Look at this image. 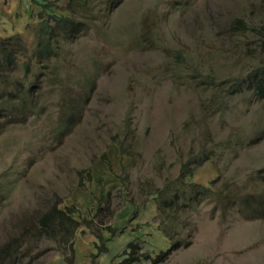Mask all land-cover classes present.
<instances>
[{
  "label": "rangeland",
  "instance_id": "rangeland-1",
  "mask_svg": "<svg viewBox=\"0 0 264 264\" xmlns=\"http://www.w3.org/2000/svg\"><path fill=\"white\" fill-rule=\"evenodd\" d=\"M13 1L31 17L8 16L9 27L0 19V34L20 35L29 51L48 13L41 4L64 13L67 3L30 0V11ZM96 11L80 33H65L35 112L0 115V247L19 240L24 263L122 264L135 240L154 257L167 250L157 264H264V214L247 211L264 207V99L248 83L264 64L254 29L264 0H122L108 17ZM237 17L249 27L235 29ZM11 74L30 75L20 66ZM189 160L194 175L181 179ZM179 179L168 195L193 183L210 190L193 203L183 194L187 220L167 238L159 226L171 211L155 192ZM52 206L81 221L73 247L38 234L36 219Z\"/></svg>",
  "mask_w": 264,
  "mask_h": 264
},
{
  "label": "trees",
  "instance_id": "trees-1",
  "mask_svg": "<svg viewBox=\"0 0 264 264\" xmlns=\"http://www.w3.org/2000/svg\"><path fill=\"white\" fill-rule=\"evenodd\" d=\"M23 2L28 8L31 6L30 4H32L30 0H23ZM121 3L122 0H67L64 13H59V11L50 8L51 4H41V8L44 6L45 11L48 13L44 16L45 12H41L40 20L35 22L38 23L35 26L36 42L30 51L27 47L25 48L26 44L20 35L3 37L0 34V115L8 120L15 115L19 118L29 112H35L32 110L39 105V94L42 83L46 81L54 82L55 80L54 77L56 76L58 66L52 63V59L58 57L62 58L66 52L65 40L68 39V36H66L65 33H80L83 29L87 28L89 22L84 19V17H87L86 13L92 15V11L97 8L95 18L108 17ZM35 4L39 5V3ZM260 8L263 7L260 6ZM50 10L52 13H50ZM2 11L4 12V7ZM13 16L20 19L22 17L20 9L17 12H13ZM103 21L106 22L105 20ZM255 21L259 22L260 25L254 29H256L258 33V37L264 49V13L259 20ZM235 23V29H239L248 28L251 22L244 17H237ZM31 24H28L27 27ZM200 31L204 32L205 30ZM24 59L26 63L23 62ZM34 63H38V66L34 67ZM17 66H20L21 69L24 67L25 72L30 75L13 78L11 72L14 71ZM45 66L48 67V70ZM169 69L171 73L175 74L172 66H170ZM205 83L213 85L218 83V79L208 76ZM248 83L249 89L256 94L258 98L264 99V64L256 66L255 69L251 71L248 76ZM222 85L226 86L225 82H223ZM230 87H234V89L239 92L241 84H230L229 88ZM224 92L226 91L222 93ZM113 143L115 144L116 142L114 141ZM190 162L191 160L183 164L181 179L185 177L188 171L191 176L194 175V168L190 166ZM261 175L264 180V168L261 170ZM180 182L181 180L179 179L175 181L174 184L167 183L164 188L158 189L161 194L159 191L155 192L161 210L168 209L175 213H165L166 218L170 220L169 224H165L167 228L159 226V229L167 238H172L170 234L171 229L182 225L178 217L181 215L183 219H186L184 216V207L181 205V200L183 198L185 199L183 194H187L191 199L189 203H193L195 200L205 197L204 192L210 190V187L205 186H202L201 189H197L198 186L193 183L189 189H186L184 186H178L173 194L168 195L166 193V190L168 191L172 185H176ZM247 211L252 213L259 211L264 214V207L260 209L257 206L249 205ZM36 223L39 225L40 232H38V234L40 236L45 233L51 240H59V247L65 248L66 246L73 247V239L76 236L78 228L82 224L80 220L74 217V212L71 209L67 211V208L63 209L56 206L50 207L40 218H37ZM57 234L61 236L57 238ZM24 247L25 245L19 243V240L16 239H14L12 243L1 246L0 264H32V260L24 263L25 260H23V257L28 256V252ZM123 253L127 258L122 264H133L137 261H143L144 259L151 260L152 264H157L163 262L168 255L167 250H160L157 256L154 257L151 253L144 251L142 244L135 240L129 243Z\"/></svg>",
  "mask_w": 264,
  "mask_h": 264
},
{
  "label": "crops",
  "instance_id": "crops-1",
  "mask_svg": "<svg viewBox=\"0 0 264 264\" xmlns=\"http://www.w3.org/2000/svg\"><path fill=\"white\" fill-rule=\"evenodd\" d=\"M15 1H13V2H11V0L10 1H8V3L5 5V4H3V7H4V14H2L1 16H0V19H3V22L5 23L7 20V17L8 16H10V19L12 20V22H13V19H16V20H18V21H24V22H28V20H29V18L31 17V14H30V16H28L27 17V20H24L22 17H23V14H22V17L20 18V19H17V17H15V16H13V10L11 9V3H14ZM15 5H17V7L19 8V4H15ZM31 5V4H30ZM30 9V11H31V8H29ZM8 27L11 25V24H9L8 22H6L5 23ZM4 27V24H1L0 25V30H1V28H3ZM14 32H16V31H14ZM17 32H20V31H17Z\"/></svg>",
  "mask_w": 264,
  "mask_h": 264
},
{
  "label": "clouds",
  "instance_id": "clouds-1",
  "mask_svg": "<svg viewBox=\"0 0 264 264\" xmlns=\"http://www.w3.org/2000/svg\"><path fill=\"white\" fill-rule=\"evenodd\" d=\"M31 8V6H29Z\"/></svg>",
  "mask_w": 264,
  "mask_h": 264
}]
</instances>
